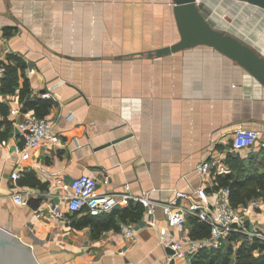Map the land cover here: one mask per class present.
Here are the masks:
<instances>
[{"label": "crops", "instance_id": "obj_1", "mask_svg": "<svg viewBox=\"0 0 264 264\" xmlns=\"http://www.w3.org/2000/svg\"><path fill=\"white\" fill-rule=\"evenodd\" d=\"M179 37L172 0H0V59L16 53L26 60L32 95L51 100L44 116L60 135L27 159L14 153L22 144L16 121L37 112L22 107L18 91H0L9 104L0 125V225L30 242L43 264H194L197 255L178 257L162 245V229L174 240L192 234V225L168 224L160 207L154 217L144 209L124 221L136 230L129 238L82 219L85 210L51 217L48 198L36 209L18 204L13 194L22 186L41 196L50 179L87 173L102 191L129 187L163 202L201 183L211 190L219 175H200L196 166L221 156L228 164L238 127L261 131L256 145L236 154L264 169V85L207 45L148 55ZM249 218L264 228L261 211Z\"/></svg>", "mask_w": 264, "mask_h": 264}, {"label": "built area", "instance_id": "obj_2", "mask_svg": "<svg viewBox=\"0 0 264 264\" xmlns=\"http://www.w3.org/2000/svg\"><path fill=\"white\" fill-rule=\"evenodd\" d=\"M198 2L201 8L208 3L206 0ZM4 71L5 67L0 64V77ZM20 111H22L20 106L12 107L13 113ZM24 114L22 119L16 121L18 137L22 144H16L14 153L27 159L32 150L43 141L55 144L60 140V135L54 130L47 116H40L31 111H25ZM260 137L261 131L258 129L238 127L233 133L229 152L237 153L242 149L251 148L259 142ZM196 170L200 175L213 176L231 172L222 156L201 161L197 164ZM12 176L18 178L20 172L14 171ZM105 182H108V177H105ZM99 185V180L87 173L80 174L71 181L54 177L50 179L49 188L41 193L48 198L45 209L50 212L51 217L63 221L67 212L85 210L91 215H101L116 208L126 207L132 201H138L153 217L160 207L167 223L179 226L183 231L186 230V223L190 217L206 221L210 226V234L205 237L195 238L189 232L188 234L184 232L181 238L172 240L167 237L165 229L161 230L160 242L164 246H172L174 255L178 257L195 256L203 247L219 249L232 234H242L250 240L259 238L264 241V228L252 226L249 218L254 210H259L264 215V199L253 197L246 204L236 206L231 199V188L219 185L218 182L211 190L203 183L189 191L178 189L174 198L164 202L151 198L147 191L135 195L128 187L126 191L110 192L100 190ZM32 196H38V191L28 186H22L13 194L14 201L18 204H28V199ZM56 198L58 201H54ZM183 199H187L188 202L183 203ZM119 231L129 238L136 236V230L131 222H121ZM232 242L240 243L239 240Z\"/></svg>", "mask_w": 264, "mask_h": 264}, {"label": "trees", "instance_id": "obj_3", "mask_svg": "<svg viewBox=\"0 0 264 264\" xmlns=\"http://www.w3.org/2000/svg\"><path fill=\"white\" fill-rule=\"evenodd\" d=\"M0 64L5 67L0 78V91L4 94L18 91L24 109H34L37 114L44 116L52 102L48 98L32 95L30 81L25 76L26 60L19 54L9 53L6 59H0ZM8 112L9 104L0 101V113L4 116V119L0 120V125L8 121ZM228 164L232 171L226 175H219L217 180L219 185L231 188V199L236 206L246 204L253 197L264 199V169L259 171L253 160L246 164L236 153H229ZM32 183L36 184L39 181L35 179ZM143 211L144 207L140 203H130L126 207L116 208L101 215L86 213L82 219L119 230L121 222L136 220L141 217ZM188 221L192 225L193 237H205L210 234V226L206 221L196 217H190ZM233 240L240 241L237 249L233 247ZM194 264H264V241L259 238L250 240L242 234H232L219 249L201 248Z\"/></svg>", "mask_w": 264, "mask_h": 264}, {"label": "water", "instance_id": "obj_4", "mask_svg": "<svg viewBox=\"0 0 264 264\" xmlns=\"http://www.w3.org/2000/svg\"><path fill=\"white\" fill-rule=\"evenodd\" d=\"M180 37L170 45L148 51L149 56L164 55L185 48L207 45L243 66L264 85V54L235 34L213 25L198 0H172ZM264 8V0H242ZM46 196H32L28 205L36 209ZM174 252V251H173ZM0 264H43L33 245L19 234L0 225Z\"/></svg>", "mask_w": 264, "mask_h": 264}, {"label": "rangeland", "instance_id": "obj_5", "mask_svg": "<svg viewBox=\"0 0 264 264\" xmlns=\"http://www.w3.org/2000/svg\"><path fill=\"white\" fill-rule=\"evenodd\" d=\"M208 2L202 9L213 25L235 34L264 54V8L242 0Z\"/></svg>", "mask_w": 264, "mask_h": 264}, {"label": "bare ground", "instance_id": "obj_6", "mask_svg": "<svg viewBox=\"0 0 264 264\" xmlns=\"http://www.w3.org/2000/svg\"><path fill=\"white\" fill-rule=\"evenodd\" d=\"M245 2V1H244Z\"/></svg>", "mask_w": 264, "mask_h": 264}]
</instances>
